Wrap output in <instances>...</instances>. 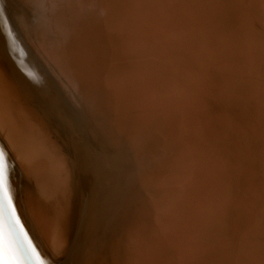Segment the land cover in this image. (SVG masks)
Wrapping results in <instances>:
<instances>
[{"label":"bare ground","instance_id":"bare-ground-1","mask_svg":"<svg viewBox=\"0 0 264 264\" xmlns=\"http://www.w3.org/2000/svg\"><path fill=\"white\" fill-rule=\"evenodd\" d=\"M218 1L0 0V160L24 264H264V162L258 178L246 163L256 140L243 143L256 111L264 126V77L250 79L264 74V0ZM222 8L248 47L215 77L200 57L171 72L166 58L184 57L170 47ZM217 30L212 17L207 45ZM243 71L237 85L261 100L229 98L221 84ZM209 88L227 121L215 139L187 125ZM0 223L4 259L17 264L6 213Z\"/></svg>","mask_w":264,"mask_h":264},{"label":"rangeland","instance_id":"rangeland-1","mask_svg":"<svg viewBox=\"0 0 264 264\" xmlns=\"http://www.w3.org/2000/svg\"><path fill=\"white\" fill-rule=\"evenodd\" d=\"M218 2L222 4H229L233 8L241 7V5L235 1L219 0ZM229 11L230 10L227 8H222L220 9L218 13L216 12L208 13L204 18L198 20V22L190 28L189 40L185 45L175 46L173 44L170 47L171 52L174 51L176 54L184 57V59L178 58V57H167L166 58L165 63H167V66L171 72H174L175 70L178 69L177 76H179L180 68L186 67V68L191 69V63L193 62L194 57L195 58L200 57L202 59L201 60L202 65L205 66L208 70L207 78L215 77V75L221 74L223 72L221 70L217 74H212V72L220 65L223 59L229 60L233 58V56L237 55V53H241V51L243 52V49L248 47V45L245 48L243 47L246 43H248V41L246 40V37L243 36L242 25L236 22L235 20H233V17L230 15ZM162 13H163V9H162ZM212 17L216 19V22L218 25L217 36L215 39L217 43L212 44V45H207V43L211 40L210 39V20ZM185 18H186V15L184 14H176L174 18V22H178L182 24ZM167 36L161 33L160 38L167 37ZM203 48L205 49V51L202 50ZM163 49L167 50L166 48H164V44L160 42V45H158V51L161 52V50ZM188 57H191V61L187 59ZM104 63H106V61ZM107 64L109 65L110 63L108 62ZM98 67L101 68L99 65ZM91 73L92 72H90V75ZM168 74H170V72H168ZM98 76L101 79L100 74H98ZM177 76H175L176 80L178 79ZM259 76H261L262 78L264 77L263 71L259 69L257 71V69H255L252 72L250 79L251 81L256 80L259 78ZM92 77H93V74L91 75V78ZM242 77L246 78L247 72H244V71L239 72V73L236 72L232 74L231 76H229L221 84L223 85L227 83L228 85L231 86V95L229 98H245L246 96L249 95L248 99L261 100L262 91L254 92L251 90H246V96H245L243 88L237 85L238 83H242V79H241ZM208 80L213 83L211 78ZM98 81L99 79L97 78L96 82ZM247 84L255 87L254 85L250 83H247ZM118 89L119 88L117 87L116 91H118ZM123 90L126 91L127 89L121 90L120 94H122V97L128 91L127 90L126 92H123ZM213 91H214V88H209L207 91L199 90L197 95L195 96V107L192 108L187 113V118H188L187 125L197 128V130L200 132V134L205 139H215V138L221 137L219 135L218 129L225 127L227 125V121L225 118L222 121L214 116L213 107L215 103L212 104L213 99H214ZM203 93H205L206 96H204ZM128 95L127 96L130 97V94ZM219 95H221V87L219 88ZM232 106H233V103L230 102V107ZM224 107L225 109L227 108L226 106ZM148 112L149 111H147V114ZM252 119L253 121H251V125L247 127V129L244 130V133H245L244 139L238 137L235 139V141H238V143L240 144V142L243 139V143L246 144L248 141L252 139L256 140V145L253 147V151L251 152V154L249 155V153H247L242 158H238V161H241V160L244 161L245 158L249 155L247 157L246 163L249 164L253 170H255V173L257 174L259 178L263 176L262 164L264 162V135L262 134L264 133V126H263L262 110L256 111L252 115ZM222 149H221V152H223ZM123 151L125 153V150ZM124 153L121 154V156L125 155L121 158V161L123 163L125 162V165H126V158L128 154L127 153L124 154ZM260 194H263V193L260 192ZM257 228L262 231L264 229L263 224L259 222L257 225ZM255 256L256 254L254 255V257Z\"/></svg>","mask_w":264,"mask_h":264},{"label":"snow or ice","instance_id":"snow-or-ice-1","mask_svg":"<svg viewBox=\"0 0 264 264\" xmlns=\"http://www.w3.org/2000/svg\"><path fill=\"white\" fill-rule=\"evenodd\" d=\"M0 213H7L8 215L7 235L11 238L18 254L17 264H24L26 260L31 259V252L29 251V248L25 246L23 240H21L22 228L20 231H17L19 220L15 219V208L12 205V200L8 193L5 168L2 160H0ZM5 235L4 225L3 223H0V264H10L8 260L4 259L3 240ZM34 264H42V262L36 261Z\"/></svg>","mask_w":264,"mask_h":264},{"label":"water","instance_id":"water-1","mask_svg":"<svg viewBox=\"0 0 264 264\" xmlns=\"http://www.w3.org/2000/svg\"><path fill=\"white\" fill-rule=\"evenodd\" d=\"M124 84L128 87V89H131V86H132V81L131 80H128V82L126 83V82H124ZM94 106H96V104L94 103ZM136 111H137V109H136ZM91 117H92V119L94 118V110H93V112H92V115H91ZM94 120V119H93ZM6 215H7V213H6ZM7 217H8V215H7ZM19 231V230H18ZM24 242V241H23ZM25 244V243H24ZM26 244H27V242H26ZM27 247H28V244H27ZM29 248V247H28ZM35 261V260H34Z\"/></svg>","mask_w":264,"mask_h":264}]
</instances>
